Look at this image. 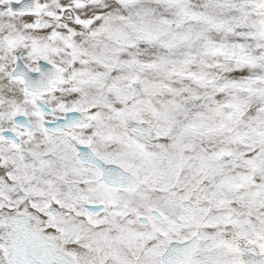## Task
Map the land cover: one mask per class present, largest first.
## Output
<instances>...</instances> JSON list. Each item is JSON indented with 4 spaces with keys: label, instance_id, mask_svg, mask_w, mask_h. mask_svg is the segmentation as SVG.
Masks as SVG:
<instances>
[{
    "label": "snow or ice",
    "instance_id": "obj_1",
    "mask_svg": "<svg viewBox=\"0 0 264 264\" xmlns=\"http://www.w3.org/2000/svg\"><path fill=\"white\" fill-rule=\"evenodd\" d=\"M0 264H264V0H0Z\"/></svg>",
    "mask_w": 264,
    "mask_h": 264
}]
</instances>
